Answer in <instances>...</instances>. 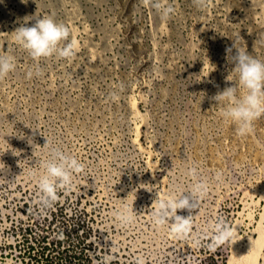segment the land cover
Masks as SVG:
<instances>
[{"label": "rangeland", "instance_id": "374dc122", "mask_svg": "<svg viewBox=\"0 0 264 264\" xmlns=\"http://www.w3.org/2000/svg\"><path fill=\"white\" fill-rule=\"evenodd\" d=\"M48 16L78 39L74 57L37 62L14 41ZM236 49L264 61V0H0V55L16 62L0 78V264H242L261 240L264 264V116L241 136L213 99L246 93ZM53 150L83 169L42 199ZM197 182L206 195L177 211L191 230L157 224L160 202ZM221 221L237 235L217 245Z\"/></svg>", "mask_w": 264, "mask_h": 264}, {"label": "clouds", "instance_id": "9594fccd", "mask_svg": "<svg viewBox=\"0 0 264 264\" xmlns=\"http://www.w3.org/2000/svg\"><path fill=\"white\" fill-rule=\"evenodd\" d=\"M26 2V0H24ZM147 2V0H146ZM198 6H205L206 0H195ZM162 12L165 19L169 18L175 9L166 4L157 2L154 5ZM31 26L21 24L13 33L14 41L37 62L41 58L74 57L80 50L78 39L72 36L68 25L57 22L51 16L37 17ZM71 37V39H69ZM67 42V43H65ZM232 48H226V53L231 54ZM234 70L238 73L239 84L246 93L238 97V88L235 84L219 91L213 99L218 102H227V107L221 113L222 116L237 125L238 134L245 136L251 133L254 122L264 116V61L256 59L246 49H236L235 55H231ZM16 67L15 58L10 55H0V78L7 76ZM36 75L42 72L37 64ZM32 73H29L31 77ZM3 164V163H0ZM4 165V164H3ZM5 167V166H4ZM45 173L38 177V186L42 199H55L59 186L70 187L73 174L83 169V164L75 157L65 155L59 150H53L52 158L45 164ZM190 174L196 175V169L192 168ZM207 193V184L197 182L193 186L192 193L179 198H171L161 201L159 210L155 214V222L163 224L170 214H174L173 231L177 234H185L191 230V215H178V210L193 209V196L203 197ZM123 222L132 220V213L125 212L120 215ZM237 235L236 229L224 222L216 225L214 243L223 245L233 241Z\"/></svg>", "mask_w": 264, "mask_h": 264}, {"label": "bare ground", "instance_id": "6f19581e", "mask_svg": "<svg viewBox=\"0 0 264 264\" xmlns=\"http://www.w3.org/2000/svg\"><path fill=\"white\" fill-rule=\"evenodd\" d=\"M259 227V226H258ZM260 240L261 239H264V236L259 238ZM258 239V240H259ZM252 242V241H251ZM262 243V240L259 242V241H255L253 243H251V246L247 247L248 249L246 250V253H245V256L242 257V264H256L258 263L257 262V259H258V256H259V251H260V248H261V244ZM234 246V245H232ZM235 249V247H233ZM232 248V249H233ZM245 248H246V245H245ZM233 251V250H232ZM235 251V250H234ZM239 252V251H238ZM238 254V253H237ZM235 255V254H234ZM244 255V254H243ZM241 257V256H240ZM235 257H230L229 261H227L228 263L227 264H239V263H236V259L234 260ZM239 259V258H238ZM240 260V259H239ZM238 261V260H237ZM241 261V260H240Z\"/></svg>", "mask_w": 264, "mask_h": 264}]
</instances>
